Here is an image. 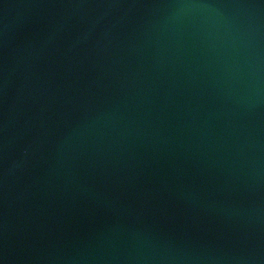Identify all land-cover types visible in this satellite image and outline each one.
<instances>
[{
  "label": "water",
  "instance_id": "95a60500",
  "mask_svg": "<svg viewBox=\"0 0 264 264\" xmlns=\"http://www.w3.org/2000/svg\"><path fill=\"white\" fill-rule=\"evenodd\" d=\"M0 264H264V0H0Z\"/></svg>",
  "mask_w": 264,
  "mask_h": 264
}]
</instances>
